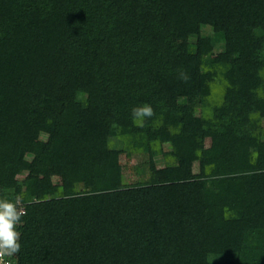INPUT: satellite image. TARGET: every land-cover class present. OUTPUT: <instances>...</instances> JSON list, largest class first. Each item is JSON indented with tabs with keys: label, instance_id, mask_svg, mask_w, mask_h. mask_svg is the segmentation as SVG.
I'll list each match as a JSON object with an SVG mask.
<instances>
[{
	"label": "trees",
	"instance_id": "16d2710c",
	"mask_svg": "<svg viewBox=\"0 0 264 264\" xmlns=\"http://www.w3.org/2000/svg\"><path fill=\"white\" fill-rule=\"evenodd\" d=\"M0 198L15 264H264V0H0Z\"/></svg>",
	"mask_w": 264,
	"mask_h": 264
},
{
	"label": "clouds",
	"instance_id": "9594fccd",
	"mask_svg": "<svg viewBox=\"0 0 264 264\" xmlns=\"http://www.w3.org/2000/svg\"><path fill=\"white\" fill-rule=\"evenodd\" d=\"M181 77L186 79L184 74ZM154 115V111L149 104H143L132 109L134 120L143 125L145 118ZM26 215V210L18 203L0 198V264H10V259L19 253L21 249L20 236L17 226L22 222V216Z\"/></svg>",
	"mask_w": 264,
	"mask_h": 264
},
{
	"label": "rangeland",
	"instance_id": "374dc122",
	"mask_svg": "<svg viewBox=\"0 0 264 264\" xmlns=\"http://www.w3.org/2000/svg\"><path fill=\"white\" fill-rule=\"evenodd\" d=\"M216 30H217L218 36L221 37V35L223 33V25L218 24L216 26ZM83 116L87 119H90V118H92L93 114L90 112H84ZM144 161H145V159H143V158H135V157H129V155H122L121 163L125 167L126 178L129 179L130 182L134 180L133 167L139 163H143ZM156 166L158 168H162L164 166V161L161 158H157L156 159ZM24 176H25V173L18 176V179H22Z\"/></svg>",
	"mask_w": 264,
	"mask_h": 264
},
{
	"label": "built area",
	"instance_id": "2783aa9c",
	"mask_svg": "<svg viewBox=\"0 0 264 264\" xmlns=\"http://www.w3.org/2000/svg\"><path fill=\"white\" fill-rule=\"evenodd\" d=\"M20 206H22V204L21 203H18ZM10 264H15V262L13 261V259L11 258L10 259Z\"/></svg>",
	"mask_w": 264,
	"mask_h": 264
}]
</instances>
